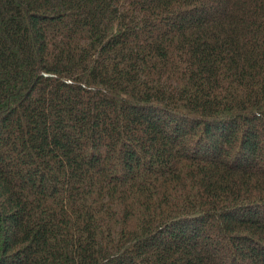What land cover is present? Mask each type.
Returning <instances> with one entry per match:
<instances>
[{
    "label": "trees",
    "instance_id": "16d2710c",
    "mask_svg": "<svg viewBox=\"0 0 264 264\" xmlns=\"http://www.w3.org/2000/svg\"><path fill=\"white\" fill-rule=\"evenodd\" d=\"M0 264H264V0H0Z\"/></svg>",
    "mask_w": 264,
    "mask_h": 264
}]
</instances>
